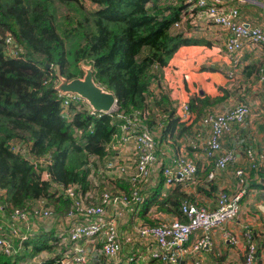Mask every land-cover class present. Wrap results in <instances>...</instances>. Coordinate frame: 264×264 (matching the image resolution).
I'll use <instances>...</instances> for the list:
<instances>
[{"label":"trees","instance_id":"16d2710c","mask_svg":"<svg viewBox=\"0 0 264 264\" xmlns=\"http://www.w3.org/2000/svg\"><path fill=\"white\" fill-rule=\"evenodd\" d=\"M178 10L179 7L161 5L160 0H0L2 221L5 222L15 210L38 207L40 200L43 208H50V221L74 213V201L60 192L57 185L75 186L74 191L82 193L91 189L96 193L104 190L112 195L129 192L131 184L128 179L104 176L110 181L100 182L103 173L97 172L98 169L107 170L106 162L114 153L111 147L118 141L123 124L122 117L117 115L132 116L136 111L142 113L145 116L144 128L154 138L156 131L161 140L172 141L173 156H169L172 158L184 153L178 148L182 143H186L191 151L198 149L199 141L195 135L202 129L201 120L206 114L226 112L238 104H245L250 115L244 89L241 91L239 86L231 90L219 88L221 94L213 97L203 94L189 97V123L199 125L193 130L191 125L184 127L180 124L184 121L180 122L175 113L176 103L166 93L160 92L158 97H151L152 84L161 81L163 68L177 49L201 45L199 41L184 38L182 31L172 27L178 21ZM187 29L190 27L184 24V30ZM10 46L20 49L16 57L6 55ZM254 61L256 63L249 67V74L252 72L250 79L245 81L246 90L260 80L264 55ZM85 68L91 70L92 80L97 86L113 94L115 110L97 116L88 114L84 103H73L69 105L67 116L63 117L60 115L56 87L63 79L80 78ZM235 72L228 81L235 79ZM247 75V72L243 73V76ZM229 94L235 103L230 109L222 111ZM215 107L221 110L213 109ZM251 148L246 144L239 149L245 160V152ZM226 149L239 154L233 147ZM156 150L157 146L155 156L159 159ZM184 154L191 159L187 152ZM161 156L167 160L164 152ZM41 158L45 159V166L33 164L34 160ZM240 168L246 173L242 183L245 191L257 187L255 178H264V163L250 165L246 160ZM42 170L48 174L43 179ZM209 170L204 173L203 185L214 190L210 184L212 179H207L212 173ZM197 174L196 167L195 181ZM162 184V176L150 187L148 182L139 181L136 184L141 196L147 187L156 188L148 200L144 199L142 207L155 200ZM259 185L264 190V185ZM181 188V184H177L165 197L155 201V207L186 222L181 204L201 205L190 202ZM218 191L228 192L226 189ZM143 222L142 225L149 226L157 223ZM18 228L23 230L22 226ZM48 229L39 226L20 244L17 239L11 238L9 244L14 252L6 254L1 251L0 264L34 263L37 258L35 261L31 259L41 250L49 253V257L40 255L39 264H61L63 253L54 249L51 251L47 241L35 237L44 231L51 234ZM6 231L3 228L2 233L6 234ZM56 235L59 236L57 232ZM97 243L94 247L98 250L101 244L100 241ZM67 246V243L64 244L62 251ZM90 256L88 254L86 264H90ZM109 262L114 264L113 259ZM104 263L107 261L102 254L99 259L98 256L93 257L91 262Z\"/></svg>","mask_w":264,"mask_h":264},{"label":"built area","instance_id":"2783aa9c","mask_svg":"<svg viewBox=\"0 0 264 264\" xmlns=\"http://www.w3.org/2000/svg\"><path fill=\"white\" fill-rule=\"evenodd\" d=\"M170 6L179 7L178 21L173 24L175 30H180L187 24L194 28L198 23L208 24L215 28L220 27L222 33L226 34L223 49L228 57L229 68L225 71V78L231 80L233 71L239 66L242 51L249 47L259 48L264 51V33L261 28L249 26L240 21L237 15L235 0H166ZM259 4L264 8V0H259ZM8 44V38L5 39ZM20 49H14L10 46L7 50V56L16 57ZM185 77V76H184ZM260 80H264V65L261 69ZM168 82L162 80L158 86L153 89L151 97H158L159 93L171 95L167 88ZM57 99L60 100V115L67 116L70 104L84 103L88 114L101 113L109 114L115 110V106L107 111H95L79 95L70 92H61L56 88ZM175 113L179 121H185L189 118L187 102L177 103ZM147 114V111H146ZM249 115V107L245 104H238L226 112L208 113L201 120V126L208 129L207 137H202L203 128L195 135L199 141L200 150L204 159H213L214 167L218 171H223L226 167L237 163L239 154L231 149H222L221 138L230 133L232 127L240 126L244 123L245 117ZM123 124L120 127L118 141L111 147L114 153L106 162V171L98 169V173H103L99 181H110L105 179L122 178L128 179L131 184L129 192H118L115 195L102 191L96 193L94 189L82 193L74 191L75 186L57 185V189L65 196L67 195L74 201V213L66 217L68 227H65L64 220L56 218L51 225L50 208H43V202L38 201L39 206L31 210H15L7 220L2 221L3 205H0V252L11 254L14 251L10 247L11 238L17 239L18 244L39 226L43 228H54L57 224L59 236L63 235L67 239L69 247L67 253H63L61 264H86L87 254L83 246L77 244L82 239L83 242L94 239L100 241V254L105 259H114L121 251L120 232L117 229V222L114 217L108 216L106 208H116L125 206L129 209L141 204L143 196L139 192L136 184L139 181L148 182L152 186L163 177V184L166 186L177 184L194 183V173L196 167L193 161L184 153L178 156L168 157V161L163 163L161 159H156L155 147L157 142L154 136L144 128L143 120L145 116L136 111L132 116H123ZM245 158L250 165L254 163H264V151L247 149ZM32 160V159H31ZM34 165L41 167L47 163L41 158L33 161ZM42 179L48 174L42 170ZM233 176L235 179V192L233 194L224 191H217L214 197L213 207L196 206L194 204L183 202L181 211L187 221L181 222L176 218L170 221H159L155 225H142L139 222L133 223V230L139 242H144L148 247L149 258L156 259L160 264H178L183 255L191 256L188 264H205L201 259L195 258V255L203 249H207L211 244L210 232L213 228L222 225L225 221L234 219L238 215L239 200L245 192L242 183L246 173L240 167H234ZM213 174L209 173L208 178ZM56 185H53L55 187ZM41 205V206H40ZM113 213L118 215L119 211L114 209ZM77 218L78 221H73ZM264 220V219H263ZM134 221V220H133ZM3 224H2V223ZM19 226L23 230H19ZM3 228L7 229L6 234L2 233ZM200 233L196 235V232ZM227 242L234 245L237 242L235 235L224 231ZM246 239L251 241L250 234L245 233ZM192 237V239H190ZM71 244V245H70ZM85 244V243H84ZM83 244V245H84ZM64 245V244H63ZM94 247V245H92ZM83 248V250H82ZM255 247L252 243L246 246L244 257L245 264H251ZM131 253L128 261L135 263L137 257ZM193 257V258H192Z\"/></svg>","mask_w":264,"mask_h":264},{"label":"crops","instance_id":"0c3cea01","mask_svg":"<svg viewBox=\"0 0 264 264\" xmlns=\"http://www.w3.org/2000/svg\"><path fill=\"white\" fill-rule=\"evenodd\" d=\"M256 2V0L242 1L243 5L239 7L241 13L240 19L243 22L245 21L249 26L259 23L258 25L264 33V10L260 4ZM258 11L260 12L259 14ZM254 15L262 16V18L256 20L253 18ZM184 38L199 41L201 43L198 44L201 45L179 47L167 66L163 68V74L160 78L161 81L165 80L168 82L167 88L171 91V97L169 98L173 102H187L188 98L194 94H203L213 97L221 94L219 88L231 90L234 86H239L241 91L244 89L243 94L249 105L255 104L256 110L262 112L261 109L264 108V80H259L253 85H250L247 90L245 88V81H248V79H250L249 76L252 74V72L249 74V67L256 63L254 60L263 58L264 53L262 50L249 46L244 49L241 54L239 66L235 70L236 77L234 80L228 81L224 75L226 69L229 68L228 57L225 56L223 49L226 39L225 33L220 32L211 25L198 23L194 28L187 29L184 33ZM244 72H247L248 75L243 76ZM157 86L158 83H153L151 88L155 89ZM230 95L231 94H229L227 99V104L223 103L222 111L230 109L235 103L233 96ZM213 109L221 110L219 107ZM263 113L264 111L262 114ZM261 117L264 118V114L256 119L247 118L248 120L242 125H235L232 127L231 132L221 138L222 149H226L230 146L239 153V149L242 145L247 144L248 147H252V150L263 149L264 151V119ZM180 124L184 127L191 125L192 130L199 126L198 123H189V119ZM203 130L204 133L202 137H207L208 129L203 128ZM154 134L157 141L156 155L165 163L168 161L169 156H173V149L170 147L172 141L170 139L161 140L159 133L156 131ZM177 141L179 142L180 139ZM187 142L189 143V141ZM178 148L180 152H187V154L191 156V159L198 169L199 175L197 174L194 183L181 184V192L189 197L190 202L212 208L214 206L212 201L219 189H226L231 194L236 191L233 169L234 167H241L246 164V160L240 153L237 163L226 167L223 171H218L215 169L212 159L203 158L199 144L196 151L189 150L186 143L180 144ZM163 152L165 156L167 155V160L161 156ZM208 170L213 173V177L210 178L212 179L210 184L214 186V190H210L208 186L203 185L205 179L204 173ZM255 179L256 183H258L256 184L257 187H251V189L246 190L239 200L237 217L225 221L222 225L213 228L210 232V246L197 253L195 258L201 259L205 264H245L244 257L246 246L248 243H252L255 247V251L251 264H264V190L259 187L261 186L259 184L264 185V178ZM163 186L164 184H162L158 195L155 196V200H152L148 206L142 207V202L136 207H133L129 212L127 220L121 223L125 229L126 227H130L135 222L133 221L135 219L137 220L136 222L139 223H142V221H152L156 223L159 221H170L174 218L170 214L160 210L158 211L155 207V201L165 197L168 191L177 185L164 186V190ZM155 190L156 188L147 187L143 192L145 200H148ZM131 228H133V225ZM224 231H228L235 235L237 242L234 245L227 242L223 235ZM199 233L200 232L197 231L196 235ZM245 233L251 235V241L246 239ZM134 238H136V235ZM190 239H192V237H190ZM96 243L97 241L93 243V245ZM120 243L121 252L116 259H113V261H117V264H127L131 253L134 254V257H138L135 263L130 261V264H159V261L156 259L149 258L147 246L137 243L132 247H128L127 245V249H125L122 235H120ZM87 253H92V251H89L88 247ZM190 258L191 256L189 255H183L180 257L178 264H188Z\"/></svg>","mask_w":264,"mask_h":264},{"label":"rangeland","instance_id":"374dc122","mask_svg":"<svg viewBox=\"0 0 264 264\" xmlns=\"http://www.w3.org/2000/svg\"><path fill=\"white\" fill-rule=\"evenodd\" d=\"M242 1L243 0H235V1H233V3H234V5H235V8H236V12H237V15L239 16V20L240 21H242L241 19H240V9H239V7L240 6H242L243 5V3H242ZM257 2L256 3H260L259 2V0H256ZM160 2H161V5H169L168 3H167V1L166 0H160ZM262 9L264 10V8L262 7ZM260 12L258 11V14H259ZM253 18H255L256 20H260L261 18H262V16H257V15H254L253 16ZM245 22V21H244ZM257 25H252L251 27H255V28H261L258 24L259 23H256ZM189 27V26H188ZM217 30H219V31H221V28L220 27H217L216 28ZM183 32V33H185L186 32V30H184V27L182 28V29H180L179 30V32ZM202 43H204V42H202ZM86 69V68H85ZM82 77V76H81ZM169 97H171L170 95H169ZM177 104V103H176ZM250 106V115L249 116H247V118L248 119H256V118H258L260 115L262 116L263 114H262V112L264 111V108H262L261 110H262V112L261 111H257L256 110V106H255V104H250L249 105ZM264 106V105H263ZM262 119H264L263 117H261ZM247 119V120H248ZM189 141V140H188ZM164 186H166L165 184H164ZM164 186H163V190L165 189L164 188ZM166 187H168V186H166ZM143 196V199H145V196L144 195H142ZM114 209H116V210H118L119 211V214L118 215H116V214H114L113 213V210ZM132 209H129V208H127V207H125V206H117L116 208H110V207H107L106 208V212H107V215L108 216H113L114 217V219H115V221L117 222V229L119 230V232H121L120 234L122 235V240H123V244H125V249H127V245H128V247H132L133 245H135V244H137V243H139V244H141V245H143V246H146L145 244H144V242H139L136 238H134V236H135V232H134V230H133V228H131L132 227V225L130 226V227H126V229L123 227V225L121 224V223H123L124 221H126L127 220V217H129V212L131 211ZM60 218H62V217H60ZM53 219V218H52ZM63 220H64V225H65V227L67 228L68 227V221L66 220V218H62ZM73 221H78V219L77 218H74L73 219ZM135 222L137 221L136 219L134 220ZM56 222H57V220H56ZM143 222V221H142ZM143 223H146V222H143ZM51 225H53V221H51ZM49 230V232H52L51 234H49L48 232H46V231H44V232H42V233H40V234H37L35 237H36V239L37 238H41V239H43V240H45V241H47V244H49L50 245V249H51V251L54 249V250H57L58 252H61V253H64V252H66L67 253V250H63L62 251V247H63V244H66L68 241H67V239H65V237L64 236H58V235H56V232L58 233V230H60L59 228H58V226H57V224L56 225H54V228L53 227H51V228H49L48 229ZM39 233V232H38ZM64 233V232H63ZM63 233H62V235H63ZM47 234V235H46ZM52 235V236H51ZM51 236V237H50ZM47 237L49 238V239H47ZM133 238V239H132ZM56 239H58V241L55 243L54 241L56 240ZM94 239L95 238H93V239H91V241H87V242H83V240L82 239H80V240H78L77 241V244H79L81 247L83 246V248L85 249V252H86V254H88L87 253V247H88V249H89V251H92V253H90L91 254V256H90V259H89V261H93V257H95V256H98V259H99V257H100V251L99 250H97V248H95V247H93L92 245H93V243H94ZM135 242H134V241ZM85 243V244H84ZM84 244V245H83ZM71 245V244H70ZM67 247H69V251H70V248H71V246H67ZM64 248V247H63ZM83 248H82V250H83ZM45 252V253H44ZM35 255H37L35 258H33V259H31V261H35L36 260V258H37V261L36 262H34V263H30V261L29 262H24L25 264H39L40 262H38V259H39V257H40V255H46V258H48L49 257V253H47L45 250H41V251H39L38 253H36ZM118 256V255H117ZM117 258V257H116ZM116 258H114V259H116ZM106 261H107V263H104V264H111L109 261L111 260V259H105ZM91 262H90V264H91ZM114 264H117V261H114ZM127 264H130V261L127 263Z\"/></svg>","mask_w":264,"mask_h":264},{"label":"water","instance_id":"95a60500","mask_svg":"<svg viewBox=\"0 0 264 264\" xmlns=\"http://www.w3.org/2000/svg\"><path fill=\"white\" fill-rule=\"evenodd\" d=\"M45 67L49 68L48 65H45ZM56 88L61 92H70L79 95L95 111L107 112L116 103V99L112 93L102 90L93 82L89 68L85 69L83 76L80 78L61 80Z\"/></svg>","mask_w":264,"mask_h":264}]
</instances>
